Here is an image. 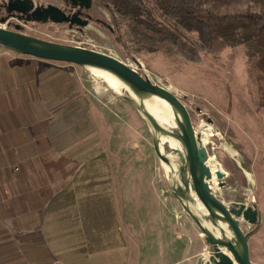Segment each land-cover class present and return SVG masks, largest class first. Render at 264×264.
I'll use <instances>...</instances> for the list:
<instances>
[{
	"label": "rangeland",
	"instance_id": "374dc122",
	"mask_svg": "<svg viewBox=\"0 0 264 264\" xmlns=\"http://www.w3.org/2000/svg\"><path fill=\"white\" fill-rule=\"evenodd\" d=\"M32 1L40 6L60 7L58 0ZM143 1L150 8L155 3V0ZM203 1L204 8L217 15L264 11L261 0ZM3 2L0 0V4ZM117 9L131 12L145 24L165 26L154 14L136 10L125 1L114 4L109 0H93L87 12L92 21L86 27L18 17L0 22V27L63 48L88 49L113 56L153 83L171 88L190 111L197 132L201 124L212 128L213 134L206 139L205 146L210 156L208 165L214 174L210 185L216 197L228 207L243 204L255 206L259 211L257 226H249L243 219L241 226L244 232L251 233L252 261L264 264V112L260 110L258 89L249 64L256 50L253 33L238 30L231 35L225 31L228 37L219 41L211 53L204 54L200 64H192L129 43L131 22L119 15ZM2 16H7L5 11ZM182 34L188 45L199 41L195 31ZM10 52L14 51L0 45V59ZM52 64L73 76L74 103L69 128L75 140L85 137L75 148H88L91 158L104 162L105 175L113 179L125 223L148 225L155 234L165 230L171 235L177 227L182 228L184 239L192 235L200 239L198 261L210 259L213 248L188 209L198 214L217 236L223 234L193 191L177 119L174 118V126L157 121L160 130H155L141 110L142 100L129 90L116 93L89 66ZM144 101L152 104L158 99ZM167 108L172 114L168 105ZM168 138L175 140L177 147H172ZM218 162L228 173L221 188L217 187L215 175L220 168ZM187 179L192 186L191 197L177 192L180 187L185 190ZM189 226L194 233L188 232Z\"/></svg>",
	"mask_w": 264,
	"mask_h": 264
},
{
	"label": "crops",
	"instance_id": "0c3cea01",
	"mask_svg": "<svg viewBox=\"0 0 264 264\" xmlns=\"http://www.w3.org/2000/svg\"><path fill=\"white\" fill-rule=\"evenodd\" d=\"M52 62L0 59V264H203L198 236L125 223L104 162L75 148L73 76Z\"/></svg>",
	"mask_w": 264,
	"mask_h": 264
},
{
	"label": "water",
	"instance_id": "95a60500",
	"mask_svg": "<svg viewBox=\"0 0 264 264\" xmlns=\"http://www.w3.org/2000/svg\"><path fill=\"white\" fill-rule=\"evenodd\" d=\"M73 6H81L90 9L93 0H65ZM6 12L8 15L18 14L19 17H26L27 20L54 24H70L86 27L89 20H84L78 15L68 16L61 8L55 5L47 7H36L32 0H11ZM0 6V22L5 23L10 16H2ZM0 45L30 55L39 59L68 63L78 66H92L108 70L123 79L133 91L140 94H149L158 97L169 103L177 112V122L181 130V141L186 149L188 159V170L193 182V191L200 200V203L210 213L212 218L219 223H225L230 231L227 236L219 227L223 237L217 236L207 228L198 214L190 208L188 212L198 227L206 235L207 243L213 248V255L203 264H254L251 259L249 239L251 233L242 229L241 220L249 226H257L260 223V213L255 206L238 205L228 207L216 197L210 182L214 174L208 165L210 156L208 150L194 126L190 111L183 101L172 91L153 83L149 78L142 76L128 64L117 58L88 49H69L54 45L45 41L33 40L19 33L9 31L0 27ZM137 94V93H136ZM141 105V104H140ZM141 110L150 121L155 130H160L157 120L141 106ZM219 164V162H218ZM216 170L217 187H224L223 180L228 178V173L221 167ZM192 186L189 179L185 182V190L180 187L177 192L183 197H191ZM189 194V195H188ZM182 200V199H181Z\"/></svg>",
	"mask_w": 264,
	"mask_h": 264
},
{
	"label": "trees",
	"instance_id": "16d2710c",
	"mask_svg": "<svg viewBox=\"0 0 264 264\" xmlns=\"http://www.w3.org/2000/svg\"><path fill=\"white\" fill-rule=\"evenodd\" d=\"M125 1L136 10L155 15L165 26H152L133 17L131 12L116 11L131 22L129 43L140 49L163 52L168 58H182L200 64L204 54L211 53L216 44L238 30L253 33L256 50L250 56V67L258 89L260 110L264 112V11L258 14L217 15L204 8L203 0H155L150 8L143 0ZM264 4V0H261ZM183 31L198 33L199 41L186 44Z\"/></svg>",
	"mask_w": 264,
	"mask_h": 264
},
{
	"label": "bare ground",
	"instance_id": "6f19581e",
	"mask_svg": "<svg viewBox=\"0 0 264 264\" xmlns=\"http://www.w3.org/2000/svg\"><path fill=\"white\" fill-rule=\"evenodd\" d=\"M90 68L100 79H102L107 84L109 88H111L116 93H121L123 90H129L137 98L141 99L142 103L139 102L141 106H144L145 110L149 112L157 121H160L169 126L175 125L174 118H176L178 115H177V112L173 109V107L169 103H167L166 101L158 97H155L149 94H145V93L142 95L136 94L133 91L132 86H130L123 79L119 78L118 76H116L115 74H113L112 72L108 70L97 68V67H92V66H90ZM168 90L172 91L171 88H168ZM150 98H156L158 99V101L153 102L152 104L144 101V99H150ZM166 104L170 107L172 114L168 110ZM198 134L199 136H201V139L203 143L205 144L206 139L213 134L212 128L208 125L201 124L199 126ZM168 142H170L172 147L174 148L177 147V142L175 140L168 138ZM166 167L169 170V166H166ZM219 227L227 236H230L229 228L225 223H219Z\"/></svg>",
	"mask_w": 264,
	"mask_h": 264
},
{
	"label": "flooded vegetation",
	"instance_id": "af4514ba",
	"mask_svg": "<svg viewBox=\"0 0 264 264\" xmlns=\"http://www.w3.org/2000/svg\"><path fill=\"white\" fill-rule=\"evenodd\" d=\"M10 2H11V0H4L3 4H0V6L2 7V15L4 14V11L6 12L7 6ZM58 2L60 3L59 8H61L68 16L78 15L84 20L88 19L89 23H90V21H92L91 20L92 17L88 16V14H87V12L92 8V6L90 9L87 10L81 6H73V4L71 2H67L65 0H58ZM49 5H51V4H49ZM49 5H47V6H49ZM92 5H93V3H92ZM38 6H40V5H36V7H38ZM47 6H41V7H47ZM6 14H7V12H6ZM2 15H1V17H2ZM7 16H10L9 18L18 17L21 20H27L26 17H19L18 14H12V15L7 14ZM27 21H29V20H27ZM31 21H33V20H31Z\"/></svg>",
	"mask_w": 264,
	"mask_h": 264
}]
</instances>
